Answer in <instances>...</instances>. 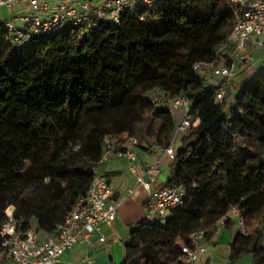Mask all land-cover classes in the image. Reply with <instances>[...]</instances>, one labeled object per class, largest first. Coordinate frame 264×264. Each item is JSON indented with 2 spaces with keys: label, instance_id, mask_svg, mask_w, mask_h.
I'll return each instance as SVG.
<instances>
[{
  "label": "trees",
  "instance_id": "1",
  "mask_svg": "<svg viewBox=\"0 0 264 264\" xmlns=\"http://www.w3.org/2000/svg\"><path fill=\"white\" fill-rule=\"evenodd\" d=\"M233 18L227 0H158L89 39L66 29L22 48L0 21V229L13 207L18 229L55 234L101 166L105 138L135 137L149 153L170 145L176 124L151 97L184 95L197 124L179 137L166 182L183 202L165 221L137 224L123 264H184L180 245L198 230L210 240L231 208L247 234L229 244L227 264H264V67L222 102L194 70L228 63L219 48Z\"/></svg>",
  "mask_w": 264,
  "mask_h": 264
},
{
  "label": "built area",
  "instance_id": "2",
  "mask_svg": "<svg viewBox=\"0 0 264 264\" xmlns=\"http://www.w3.org/2000/svg\"><path fill=\"white\" fill-rule=\"evenodd\" d=\"M227 1L234 11V22L219 51H225L232 44L235 53L230 55L226 64L222 60L220 63L194 65L198 75L215 80L217 102H222L229 96L231 83L238 78L239 66L253 63L254 54L249 47L251 39L257 38V46L264 47V0ZM157 4L158 0H0V16L2 9L22 6V10L14 13L10 20L3 21L11 45L22 48L66 29H76L80 39H89L103 27L118 25L126 10L140 6L150 8ZM15 21L20 25H16ZM151 104L155 109L163 107L165 113L179 112V123L174 128L170 145L152 147L154 159L148 160L142 173L137 174L135 164L139 153L138 140L131 136L125 138L124 142L115 144L113 140L105 138L99 165L115 157L125 158L130 164V171L135 175L136 184L149 194V211L165 221L173 210L181 206L183 189L180 186L153 188L161 173V160L163 157L168 162L174 159V138L178 134H184L190 126H195L197 121L192 122L190 101L184 95L167 99L161 93H155L151 97ZM132 193V190L128 191V195ZM122 200L124 198H116L108 179L96 171L86 193L77 199L55 234L42 241L38 240L33 228L18 229L13 217L14 208L8 207L5 211L6 220L0 229V257L11 264H55L61 255L70 251L77 243L87 241L93 233L99 232L101 226L111 225ZM232 219L237 221L239 231L246 235L240 212L235 208H231L220 218L216 228ZM204 235V230L195 231L186 243L180 245L179 260L182 263L196 264L200 255L207 253ZM104 240L101 236L99 242Z\"/></svg>",
  "mask_w": 264,
  "mask_h": 264
},
{
  "label": "crops",
  "instance_id": "3",
  "mask_svg": "<svg viewBox=\"0 0 264 264\" xmlns=\"http://www.w3.org/2000/svg\"><path fill=\"white\" fill-rule=\"evenodd\" d=\"M22 6L13 9H2L0 20H10L14 13L21 11ZM16 25H20L15 21ZM257 38H252L249 44L253 51L254 61L252 64H241L238 69V79L230 86L229 96L232 98L243 83L245 76L252 74L253 69L258 66L264 67V47L257 46ZM226 53H235L232 44L225 49ZM230 98V99H231ZM173 124L179 123V112L172 111ZM175 151V150H174ZM154 159L150 152L139 150L138 160L135 164L137 174L142 173V169L148 160ZM161 173L157 176L153 185L154 189L166 187L169 172L167 170L168 161L162 158ZM130 164L123 157L111 159L105 170L99 171L104 175L112 189L116 193V198L122 200L114 222L109 226H101L99 232L93 233L87 241H80L70 251L61 255L55 264H123L125 258V245L128 242L129 234L137 227L143 219L154 220L157 218L148 207L149 194L141 186L136 184L135 175L130 171ZM132 190V195L128 191ZM234 224L228 228L218 226L210 240L206 241L207 253L200 255L196 264H227L229 256V244L234 240L239 232L237 221L232 219ZM30 228L35 230V225ZM38 240L42 241L52 235L44 232H36ZM104 237V242H99L100 237ZM244 261L250 263V256H245ZM0 264H11L0 257ZM238 264V262L236 263Z\"/></svg>",
  "mask_w": 264,
  "mask_h": 264
},
{
  "label": "rangeland",
  "instance_id": "4",
  "mask_svg": "<svg viewBox=\"0 0 264 264\" xmlns=\"http://www.w3.org/2000/svg\"><path fill=\"white\" fill-rule=\"evenodd\" d=\"M0 21H2V20H0ZM261 69V67L260 66H258L256 69H253V72H252V74H254L256 71H258V70H260ZM252 74H250V75H247V76H245V78H243V80L245 81V80H247ZM240 74L238 73V76H239ZM238 79V78H237ZM236 79V80H237ZM243 81V82H244ZM206 82H207V84H213L214 82H215V80L214 79H209V78H206ZM233 82V81H232ZM232 84V83H231ZM159 121H162L164 124H165V126H169L170 124H172V121H171V118H168V116L165 114V115H163V116H160V118H159ZM171 121V122H170ZM152 132L151 131H149V134L147 135L148 136V139L150 140V142L149 143H151L153 140L151 139V136H152ZM181 135H176V137L174 138V141L172 142V147H173V149L175 150V151H177V149L179 148V137H180ZM110 161L111 160H109L108 162H106L105 164H103V165H101V166H99V168H98V171H101V170H105L106 169V167L109 165V163H110ZM244 258V257H243ZM243 258L242 259H240L239 261H238V264H250L249 263V261L248 262H246V261H244L243 260Z\"/></svg>",
  "mask_w": 264,
  "mask_h": 264
}]
</instances>
